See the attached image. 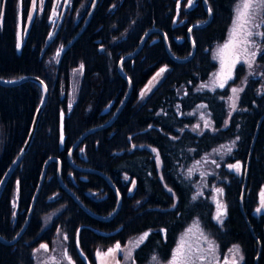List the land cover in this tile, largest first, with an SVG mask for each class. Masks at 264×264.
Wrapping results in <instances>:
<instances>
[{
  "label": "trees",
  "instance_id": "16d2710c",
  "mask_svg": "<svg viewBox=\"0 0 264 264\" xmlns=\"http://www.w3.org/2000/svg\"><path fill=\"white\" fill-rule=\"evenodd\" d=\"M30 1L0 0V79L35 76L48 91L30 146L0 194V237L11 240L18 233L45 161L55 158L58 163L50 161L45 168L23 234L14 245L0 242V264H35L33 250L41 244L49 247L58 230L65 234L74 264H95L96 251L117 242L124 248L145 232L148 236L133 249L129 264H157L153 256L166 264L194 224L210 237L220 259L238 245L243 256L239 264H264V214L255 212L264 188V117L251 148L264 116V36L251 67L238 64L223 89L200 88L216 69L212 49L226 39L238 0H207L211 21L192 31L194 54L186 62L172 61L160 34L150 33L139 53L122 63L131 84L125 105L110 126L78 143L71 161L67 153L79 136L107 122L125 96L127 83L117 73L121 57L135 50L151 28L165 34L174 56H188L187 29L206 14L201 0H193L191 9H186L188 0H97L87 26L58 60V51L81 29L93 0H69L61 26L42 54L55 27L49 18L53 0H44L19 51L16 46L18 19L26 23ZM262 17L258 12L255 19L260 23ZM81 65L68 110L70 74ZM162 67L167 71L141 96ZM238 87L243 91L236 94L233 110L229 97ZM40 99L34 83L0 85V179L24 144ZM200 105L210 126L194 130ZM236 162L241 165L238 176L228 168ZM58 165L61 182L100 217L113 212L116 195L103 177L80 168L105 175L120 195L116 214L99 220L79 208L59 184ZM216 188L223 189L220 198L226 209L220 224L213 219Z\"/></svg>",
  "mask_w": 264,
  "mask_h": 264
},
{
  "label": "snow or ice",
  "instance_id": "6c2138e0",
  "mask_svg": "<svg viewBox=\"0 0 264 264\" xmlns=\"http://www.w3.org/2000/svg\"><path fill=\"white\" fill-rule=\"evenodd\" d=\"M43 0H41V3ZM189 3H191V0H189ZM36 9V3L35 0H33V9L32 11H35ZM264 13V0H238L236 9H235V17L232 22V28L229 31V36L226 42L219 46L216 53L214 54V59H219L220 61V69L217 73H214V79L212 80V85L214 87H218L223 89L227 82L233 78V70L236 68V65L241 62V55L239 52L241 45H247L249 47L255 46V41L251 40L250 38L252 36H264V32L256 31L255 33L250 30L247 25L251 23V21L255 18L257 13ZM55 14V13H53ZM29 19H32V13H29ZM260 23H264V17L261 18ZM256 28H259L260 25L256 24ZM19 47V44L17 45ZM244 51L247 52V48H244ZM256 52H251V58L252 60L255 59ZM244 63H247L249 67H251V61L245 59L243 61ZM83 65L80 66L79 71L83 70ZM167 71L166 67H162L158 73H156V76L153 77V81L157 79V77H160L163 73ZM152 84V81H149V85ZM208 87L206 84H201L200 88ZM150 87L146 86L145 90H142L141 96L145 95L147 91H150ZM233 93V97H229V99L232 101L231 107L233 110H235V99H238V96L236 95L239 91H243V89H237L232 88L231 89ZM198 107H205L204 105H200ZM225 124H227V121H225ZM205 127H209V121L205 120L204 123ZM151 127V126H150ZM199 125H193V129H198ZM221 147H225L222 145ZM83 151V150H82ZM153 152H157L155 148L152 149ZM227 151L230 153L232 151L231 147H227ZM157 160H159V155L157 154L156 157ZM229 170L235 171L236 173L240 172L241 165L240 162H236L234 164L228 165ZM189 174H191V170H189ZM127 179V178H126ZM135 182L133 181V184ZM131 191V189L129 190ZM171 191V189H169ZM215 192L219 195H223V189L216 188ZM196 197L193 196V199ZM261 208H264V190L261 191V203L260 207L256 209L257 212L261 210ZM226 215V209L222 203L219 201H216V214L213 217V219L217 220V222H222L223 217ZM198 225H194L193 227H189L186 229L185 235L188 233H193L194 228L198 229ZM201 236H203V233H200ZM148 236V233L145 232L143 235L140 236V242H143L144 239ZM205 243L208 245L206 249H200V253H208L213 258L218 259V257H215L216 248L214 247L213 243L207 239V237H204ZM138 246V245H137ZM46 244H41L40 248L47 250ZM123 251L121 248V245L119 242L107 250V252H97V258L99 260V264H109V257L114 258V254L116 252ZM229 252L234 253V257L232 259H228L225 257L223 264H239V260H243V256L240 255V248L238 245H233L231 249H229ZM65 257L68 260V264H74V261L70 256H68L67 253H65ZM131 257V252L128 253V257ZM235 257H239V260ZM153 261H156L157 264H159L158 258L156 256L152 257ZM205 260V256L203 254L197 255L196 250H193L190 245L186 247V241L182 238L178 244L177 247L173 250L172 259L169 262V264H197V262H203ZM115 264H120V261H115ZM132 264H135V261L132 262ZM209 264H211V260L209 261Z\"/></svg>",
  "mask_w": 264,
  "mask_h": 264
},
{
  "label": "water",
  "instance_id": "95a60500",
  "mask_svg": "<svg viewBox=\"0 0 264 264\" xmlns=\"http://www.w3.org/2000/svg\"><path fill=\"white\" fill-rule=\"evenodd\" d=\"M96 2H97V0H93L92 1L91 6H90V10L88 12V15L86 17V20H85L83 26L81 27V29L77 32V34L65 46H63L58 51V53H57L58 60L64 54V52L67 49H69V47L73 44V42L77 39V37L82 33V31L87 26V24L89 22V19L91 17V14L93 12V9H94V7L96 5ZM55 4H56V0L53 1V7H52L51 14H50V18H52V16L54 15L53 14L54 13L53 10H54ZM201 4H202L203 10H204V12L206 14V19L203 22L193 23L187 29L186 39L188 40V42L190 44V48H191L190 54L188 56H186L184 58H179V57L174 56L170 52V50H169V47H168V43H167V39L165 37V34L162 31L158 30V29L151 28V29H148L146 32H144V34L140 38V40L138 42V45L135 48V50H133L129 54H126V55H124V56L121 57V59L119 60V62L117 64V73L127 83V91L125 93V96H124L123 100L121 101V103L119 104V106L116 109V111L114 112V114L111 116V118L107 122H105L104 124H102L100 126L91 128V129L85 131L84 133H82L79 136V138L75 141V143L73 144V146L69 149V151L67 153V158H68L69 161H71L70 160L71 153L76 148V146L78 145V143L84 137H86L88 134H90V133H92L94 131H97V130H100V129H103V128H106V127L110 126L111 123L116 119L117 115L119 114V112L121 111V109L123 108V106L125 105L128 97L130 95V92H131V84H130L129 79L127 78V76L124 74V72L122 70V63L124 61H126V60L132 59L133 57H135L139 53V51L141 50V48H142L145 40L147 39V37H148V35L150 33H158V34H160V36L162 37V41H163V44H164L166 53L171 58L172 61H174L176 63H183V62H186V61H188V60H190L192 58V56L194 54V43H193V40H192V37H191L192 31L206 27L210 23L211 17H212L211 11H210V9L208 7L207 0H201ZM68 6H69V0H63V4H62V7H61V11H60L59 18H58V21L56 23V26H55L54 30L51 32V34H50L47 42L44 45V47L42 48L41 54L49 46V44L51 43L52 39L54 38V36L58 32V30H59V28L61 26V23L63 21V18L65 16V12H66ZM24 82H31V83H34L35 85H37L38 88L40 89V92H41V99H40V102H39L38 107L36 108V110L34 112V115H33V118H32V122H31V125H30V128H29V132H28L27 138H26V140H25V142H24L21 150L19 151V153L16 156V158L12 161L11 165L8 167V169L5 171V173L3 174V176L0 179V194H1V191H2L3 187L5 186V184L7 182V180L11 176L12 172L19 165L22 157L24 156V154L26 153L27 149L30 146V143H31V141L33 139V136H34V133H35V130H36V127H37V123H38L39 116H40V114H41V112H42V110H43V108L45 106V103H46V100H47V96H48V91H47V88H46L45 83L40 78H37L35 76H22L20 78L14 79V80H2V79H0V85H2V86H15V85H19V84L24 83ZM263 117L264 116H262L260 118V120L258 121V123H257L256 130H255V133H254V136H253V139H252V143H251V148H252V145H253V143L255 141V138H256V135H257V130H258V127H259L260 122H261V120H262ZM50 161H55V162L58 163V160H56L55 158H49L48 160L45 161L44 166H43V169H42V172H41L40 180H39L38 186H37V188H36V190L34 192V195L32 197V200H31L30 206L28 208V212H27V216H26V220H25L24 224L21 226V228L18 231V233L11 240H6V239L0 237V242L2 244H4V245H14L16 243V241L19 239V237L23 234L24 230L26 229V227L28 225V222H29V218H30L31 213H32V210H33V206H34L36 197L38 195V192H39V189H40V186H41V183H42V181L44 179V171H45V168H46L47 164ZM70 164L75 169L78 168L75 165H73L71 162H70ZM247 165L248 164L245 165V169H244L243 185H242V188H241L242 190H241V194H240V197H239V202L240 203H241L243 191H244V188H245V181H246V174H247ZM80 170H83V171L88 172V173H95L97 175H100L101 177L104 178V180H106V182L108 183V185L111 187V189L113 190V192L115 193L116 198H117L116 207L113 210V212H111V214H109L107 217H100V216H98V215L90 212L86 207H84L82 205V203L71 193V191L61 182L60 176H59L60 167L58 165L57 178L59 180V184H60L61 188L74 200V202L79 206V208H81L84 212H86L90 216H92V217H94L96 219H99V220H108V219H111L116 214V212H117V210L119 208V205H120V195H119L116 187L112 184V182L105 175H103L102 173H100L98 171L91 170V169H82V168H80ZM94 258H95V264H99V260L97 258V253H95ZM108 259H109V264H115V261H117V252L114 254V258L109 257Z\"/></svg>",
  "mask_w": 264,
  "mask_h": 264
},
{
  "label": "rangeland",
  "instance_id": "374dc122",
  "mask_svg": "<svg viewBox=\"0 0 264 264\" xmlns=\"http://www.w3.org/2000/svg\"><path fill=\"white\" fill-rule=\"evenodd\" d=\"M35 3H36V9H35V11H32V9H33V0L30 1L28 15L31 12L32 13V17L34 16L35 13H40L41 12L44 0H43L42 3H41V0H35ZM62 4H63V0H56V4H55L54 10H53L55 14L51 18V22H52L53 26H55L57 21H58L59 13H60V9L62 7ZM193 4H194L193 0H191V3H189V0H188V2L186 4V9H191L193 7ZM236 6H237V4L235 5V7L233 9L232 22H233V19L235 17ZM52 7H53V4H52ZM256 19L254 18L251 21V23H249L247 25V27L250 30H252L254 33L256 31L261 32L260 27L259 28L255 27L256 24L261 25L258 22L259 18H256ZM203 21H201V22H203ZM232 22H231L229 31H230V29L233 26ZM29 24H30V19H28V17H27L26 23L24 25H21V21H20V19H18L17 30H16V46L19 44V47H17L18 51H19V49H20V47H21V45L23 43V40H24V37H25V34H26V31L28 29ZM229 31H228V35H227L226 39L222 42V44L217 45L216 47H214L212 49V56L213 57H214V54L216 53L218 47L223 45L226 42V40L228 39ZM259 38H260V36H255V35L250 38L251 40L255 41V46H251V47H249L247 45H241L240 46L239 52H240V55H241V62L238 63V64H243L246 68H249L248 64L243 62L245 59H247V60L251 61V65H252L253 60L251 58L250 53L251 52H256L257 53V50H258L257 46H258ZM244 48H247V52L244 51ZM214 61L216 62V69H215L214 73H217L219 71V69H220V61H219V59H214ZM79 69H80V67H78L77 69L73 70L71 72V74H70V84H69V90H68V93H67V101H68L67 109L68 110L71 108V105L73 104V102L75 100L77 87H78V82H79V79L81 77V71H79ZM233 72H234V70H233ZM214 73H213L212 77L210 78V81L208 82L207 85H208V87H210V89H220V88L214 87L212 85V80L214 79ZM231 80H229V81H231ZM151 81H152V84L151 85L148 84V87H150V88L153 87V85L157 81V79L155 81H153V78H152ZM237 89H241V88L238 87ZM231 96L233 97V93H231ZM62 117H63V112L60 114V119ZM196 117H197V120H198L197 125H199L198 129L206 128L204 126V123H205V120H207V116H206L205 112L202 110V107L198 109ZM61 145L62 144L60 142V146ZM231 172H233L237 176L240 174V172L239 173H236L235 171H231ZM132 188H133V185H132ZM262 190H264V188ZM89 195L92 196V197L97 198L96 194H89ZM13 198L11 199V208H12V211H13V214H14L16 207H15V200ZM216 201H219L220 203H222L220 195L214 191L215 214H216ZM260 203H261V192L259 193V196H258V207L257 208L260 207ZM255 212H256V214H264V208H261V210L259 212H257V211H255ZM215 214H214V216H215ZM215 221L218 224L221 223V222H217V220H215ZM194 225H197V224H194ZM194 225H192L191 227H193ZM185 232L181 236L180 240L183 238L186 241V247L188 245H190L193 250H196V254L197 255L203 254L205 256V260L203 262H199L198 261L197 264H209L210 260H211V264H223V261H224L225 257H227L228 259H232L234 257V253H232V252H230L228 255H226L222 259H220L217 256L216 253H215V257H218V259L213 258L208 253H200L199 252L200 249H206L208 247V245L204 241V237H207V239L209 241H211L210 237L207 236L206 234H204L199 227H198V229L194 228L193 233H188L187 235H185ZM200 233H203V236H201ZM139 238L131 240L130 242H128V244L124 248H122L123 251L117 252V261H120L119 257L122 258V261H120V264H129V262L131 261V257L130 258H126V257H128V253L129 252H131V254H132L133 249L140 243V239ZM107 250L108 249H106L105 251H96L95 253H97V252L103 253V252H107ZM65 253H67L65 234H64V232L62 230H58L56 232L53 240H52V244L49 247H47V250L45 251L44 249H41L40 245H39L37 248H35L33 250L32 256L34 258L35 264H68V260L65 257ZM235 258L239 260V257H235ZM171 259L169 260V262L171 261ZM169 262H167L166 264H169Z\"/></svg>",
  "mask_w": 264,
  "mask_h": 264
},
{
  "label": "bare ground",
  "instance_id": "6f19581e",
  "mask_svg": "<svg viewBox=\"0 0 264 264\" xmlns=\"http://www.w3.org/2000/svg\"><path fill=\"white\" fill-rule=\"evenodd\" d=\"M28 19H29V15H28Z\"/></svg>",
  "mask_w": 264,
  "mask_h": 264
}]
</instances>
